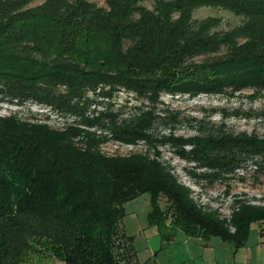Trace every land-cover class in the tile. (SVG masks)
I'll list each match as a JSON object with an SVG mask.
<instances>
[{
	"label": "trees",
	"instance_id": "obj_1",
	"mask_svg": "<svg viewBox=\"0 0 264 264\" xmlns=\"http://www.w3.org/2000/svg\"><path fill=\"white\" fill-rule=\"evenodd\" d=\"M33 1L0 0V101H32L82 119L52 128L0 116V264H27L42 252L63 264H143L121 219L124 203L147 192L148 220L169 243L168 225L244 246L251 225L264 226V204L236 198L223 217L192 196L156 149L111 156L102 144L161 141L209 169L201 176L210 182L249 159L264 174V136L223 126L185 137L152 133L162 94L264 91V0H149L151 8L145 0ZM201 6L245 19L221 29L218 17L193 18ZM101 88L142 97L150 110L88 117L86 94Z\"/></svg>",
	"mask_w": 264,
	"mask_h": 264
},
{
	"label": "rangeland",
	"instance_id": "obj_2",
	"mask_svg": "<svg viewBox=\"0 0 264 264\" xmlns=\"http://www.w3.org/2000/svg\"><path fill=\"white\" fill-rule=\"evenodd\" d=\"M42 1L34 0L30 5L33 6ZM90 1L99 6H105L104 0ZM144 4L149 8L152 7V2L149 0H145ZM207 16L218 17L221 29H229L245 19L224 9L210 6L197 7L193 12V18L196 20ZM103 91H108L109 94L104 95ZM160 100L154 108L157 119L152 130L153 135L158 139L162 135L168 136L170 132L175 136L185 137L200 132L198 128L206 132L210 127L222 128V126L236 134L243 131L247 134L264 136V91L244 89L232 94H200L194 97L188 94L173 96L162 94ZM83 106V112L88 117H94L107 109L119 112L121 118L132 114L136 106L143 107V110H150V105L148 106L147 101L142 97L135 96L126 90L108 88H101L96 92L89 91ZM9 114L17 115L26 121L45 123L52 128H60L82 119L69 112L57 111L51 106L32 101H0V116ZM79 126L86 128L81 124ZM102 149L111 156L145 152L148 149L150 153H153L156 149L158 159L171 167L178 181L190 188L192 196L211 208L217 209L223 217L230 215L233 200L236 198L247 200L251 204H264V174L256 171V165L250 159L243 162L241 168L225 179L210 182L201 176L209 172V169L196 167L194 162L181 158L171 145L161 141L153 143L139 141L135 144H126L107 138L102 144ZM158 204L161 209L168 206V202L163 197L159 198ZM151 208V196L148 192L128 200L123 205L121 227L138 245H146L154 232L160 235L159 227L148 220ZM164 229L166 232L174 231V235L177 233L178 236H184L181 230L173 229L170 225ZM257 231L258 225L252 224L251 236H255ZM162 240L164 244L169 243L167 240ZM43 254L29 255L27 264H63L54 256Z\"/></svg>",
	"mask_w": 264,
	"mask_h": 264
},
{
	"label": "crops",
	"instance_id": "obj_3",
	"mask_svg": "<svg viewBox=\"0 0 264 264\" xmlns=\"http://www.w3.org/2000/svg\"><path fill=\"white\" fill-rule=\"evenodd\" d=\"M184 234V233H183ZM164 244L157 232L146 245L134 243L137 260L143 264H264V226L246 244L235 248L218 237L178 236Z\"/></svg>",
	"mask_w": 264,
	"mask_h": 264
}]
</instances>
